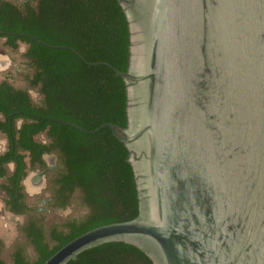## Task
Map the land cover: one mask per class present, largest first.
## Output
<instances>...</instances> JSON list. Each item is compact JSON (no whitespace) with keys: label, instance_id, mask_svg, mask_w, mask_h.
Here are the masks:
<instances>
[{"label":"water","instance_id":"water-1","mask_svg":"<svg viewBox=\"0 0 264 264\" xmlns=\"http://www.w3.org/2000/svg\"><path fill=\"white\" fill-rule=\"evenodd\" d=\"M118 2L129 67L106 64L125 81L128 126L100 128L129 150L139 215L43 264L112 241L153 264H264V0Z\"/></svg>","mask_w":264,"mask_h":264},{"label":"trees","instance_id":"trees-1","mask_svg":"<svg viewBox=\"0 0 264 264\" xmlns=\"http://www.w3.org/2000/svg\"><path fill=\"white\" fill-rule=\"evenodd\" d=\"M3 37L12 49L18 48V41L27 44L23 57L30 72L25 71V87L7 79L0 82V132L9 139L8 150L0 154V179H5L0 190L6 193L10 211L28 215L22 231L37 252L35 261L17 252L14 263L43 264L79 235L139 215L129 150L109 126L100 128L108 122L128 126L125 81L106 63L128 70L129 23L118 0H0ZM31 89L39 93L38 102ZM18 117L23 118L20 127L15 123ZM39 134L45 135V142ZM46 152L58 156V168L48 178V208L88 209L80 218L49 227L48 239L44 216L30 206L21 184L25 158L29 156L33 166L44 165ZM9 162L15 163V170L8 175ZM62 226L65 229L59 230ZM0 264H6L1 255ZM67 264L153 262L138 247L112 241L83 251Z\"/></svg>","mask_w":264,"mask_h":264},{"label":"rangeland","instance_id":"rangeland-1","mask_svg":"<svg viewBox=\"0 0 264 264\" xmlns=\"http://www.w3.org/2000/svg\"><path fill=\"white\" fill-rule=\"evenodd\" d=\"M24 50H26V45H21L17 49H12L5 45V39L0 38V80L6 78V75H10L9 80L17 87H25L27 84L25 79V71L29 69L26 67V59L23 57ZM19 65L20 73L13 74V67ZM30 72V70L28 71ZM33 97L36 102L39 101V94L35 91L33 92ZM38 139L45 140V135H39ZM6 138L3 135H0V151L6 149ZM13 167L9 166V170ZM34 174H31L27 180V193L32 198V200L39 201L40 198L45 197V193L41 190H36L31 186V178ZM48 183V179H47ZM41 193V194H40ZM5 195L0 192V243L2 253L1 256L6 264H14V254L20 252L26 259L30 261H35L37 259V253L34 248L31 246V243L27 237L20 231L21 224L25 221L22 216H18L8 211L4 203ZM40 206V203H36ZM87 209L84 206H75L69 209H64L61 211H52L47 213L45 218V225L47 228L61 225L67 219L77 218L85 215Z\"/></svg>","mask_w":264,"mask_h":264},{"label":"flooded vegetation","instance_id":"flooded-vegetation-1","mask_svg":"<svg viewBox=\"0 0 264 264\" xmlns=\"http://www.w3.org/2000/svg\"><path fill=\"white\" fill-rule=\"evenodd\" d=\"M4 39H5V42H6V38H4ZM18 44H19V46H21V45L24 44L27 47V44L24 43V42L18 41ZM24 52H25V50H24ZM0 64H5V63L1 62ZM18 72L20 73V67H19V65H16V66L13 67V74H14V76ZM10 75H6V78H3L2 80H0V82L3 81V80H5V79H7L8 81H10L9 80ZM33 92H35V91L31 89L30 90V93L32 95L33 101L36 102V100L33 97ZM1 116L3 117V115H1ZM22 122H23V118H21V117H18L15 120V123H16L17 127H20L21 124H22ZM0 135H3L6 138V141H7L6 149L4 151H0V154H3V153H5L8 150V147H9V139H8L7 135L4 132H0ZM39 135H44V134H39ZM38 136H37V138H38ZM42 141L45 142V140H42ZM25 160L27 161V169H26V175L24 176L23 180L21 181V184L23 186V192L28 197V202H29L30 206L31 207H38L39 208V213H38V216L39 217L40 216H45L47 213H50L52 211H61V210H64V209H56V208L51 210L50 208H48L49 201H51V197L52 196H51V193L47 190L48 189V186H49V184L47 183V179L49 178V175H51V173L54 172L58 168V156H57V154L56 153H53V152H51V153L50 152L43 153L42 160L44 161V165H40V164H37L36 163L33 166L31 164V162H30V157L29 156H27L25 158ZM10 165H12V167H13L11 170H9V166ZM5 169H6L8 175L9 174H12L13 171L15 170V163L14 162H9V163L5 164ZM31 174H34V176L31 178L32 183H31V186L30 187H32V188H34L36 190H39V191L42 190L45 193V195H46L45 197L40 198L39 201L32 200V198H34L35 196H32V198H30V196L28 195L27 190H26V188H27L26 187L27 186V180H28V178H29V176ZM4 181H5L4 178H1L0 179V183L1 182H4ZM0 192L5 195V197H4V203H5V198L7 197L6 196V193L3 190H0ZM36 203H40V206H38ZM5 207H6V209L8 211H10L7 208V206H6V203H5ZM71 207H74V206H69V207H66L65 209H69ZM10 212H12V211H10ZM87 212H88V209H87ZM12 213L15 214V215H18V216H22L25 219V221L21 224V226H19L20 227V231L24 234V232L22 231V227L27 222V220L29 219L28 215L27 214H18V213H14V212H12ZM43 222H44V226L46 227V225H45V218H44ZM61 229L64 230L65 228H63V226H62V227H60L59 230H61ZM49 230L50 229L46 227L45 236H46L47 239L50 238V236H49ZM31 246L35 250L34 245L31 244ZM1 251H2V249H1V243H0V255L2 253ZM35 252H36V250H35ZM1 258H2V256H1Z\"/></svg>","mask_w":264,"mask_h":264}]
</instances>
